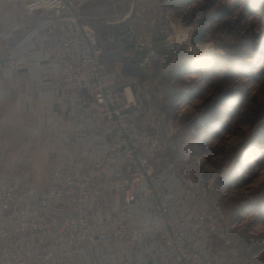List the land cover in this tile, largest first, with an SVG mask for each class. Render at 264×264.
I'll return each mask as SVG.
<instances>
[{
  "label": "built area",
  "instance_id": "obj_1",
  "mask_svg": "<svg viewBox=\"0 0 264 264\" xmlns=\"http://www.w3.org/2000/svg\"><path fill=\"white\" fill-rule=\"evenodd\" d=\"M3 1L21 3L36 19L0 60V99L14 96L9 81L17 80L20 112L37 110L43 143H56L64 156L43 192L31 184L32 155L4 159L0 264H258L208 200L196 209L200 181L161 156L179 145L173 120L144 83L120 73L122 52L104 49L80 3ZM162 1L173 0L132 1L111 22L126 46H153L136 30ZM18 28L0 36L13 40Z\"/></svg>",
  "mask_w": 264,
  "mask_h": 264
},
{
  "label": "rangeland",
  "instance_id": "obj_2",
  "mask_svg": "<svg viewBox=\"0 0 264 264\" xmlns=\"http://www.w3.org/2000/svg\"><path fill=\"white\" fill-rule=\"evenodd\" d=\"M75 1L104 49L122 52L120 73L144 83L173 120L179 145L161 156L200 181L196 209L208 200L218 223L233 226L240 249L264 264V0L162 1L140 19L136 36L153 41L142 50L126 46L111 24L138 0ZM209 15L211 29L194 43L193 31ZM35 116L1 108L0 167L5 157L32 155L31 184L43 192L64 150L43 143Z\"/></svg>",
  "mask_w": 264,
  "mask_h": 264
},
{
  "label": "crops",
  "instance_id": "obj_3",
  "mask_svg": "<svg viewBox=\"0 0 264 264\" xmlns=\"http://www.w3.org/2000/svg\"><path fill=\"white\" fill-rule=\"evenodd\" d=\"M35 19V17L28 16L25 13L24 7L21 3H8L0 0V31H11L15 26H19L18 30L14 31L15 38L13 40L4 39L0 36V60H3L8 56L9 47L12 44V41L22 36L32 26V24L35 22ZM9 85L16 86L14 96L9 99H0V110L2 107L12 104L15 109L17 110L18 108V111L20 112L19 97L20 90L23 88V86L18 84L17 80H10ZM42 104L44 105V103L41 102V105ZM28 113L36 114V121L38 120L39 112L37 110H33Z\"/></svg>",
  "mask_w": 264,
  "mask_h": 264
},
{
  "label": "trees",
  "instance_id": "obj_4",
  "mask_svg": "<svg viewBox=\"0 0 264 264\" xmlns=\"http://www.w3.org/2000/svg\"><path fill=\"white\" fill-rule=\"evenodd\" d=\"M212 18V16H206L204 19H202L200 21V25L197 29H195L193 31V34H192V41L194 43L200 41V40H204L209 32V30L211 29L210 26H206V22ZM223 18V16H222Z\"/></svg>",
  "mask_w": 264,
  "mask_h": 264
},
{
  "label": "bare ground",
  "instance_id": "obj_5",
  "mask_svg": "<svg viewBox=\"0 0 264 264\" xmlns=\"http://www.w3.org/2000/svg\"><path fill=\"white\" fill-rule=\"evenodd\" d=\"M111 22H113V21H111ZM116 56H120L119 54H116Z\"/></svg>",
  "mask_w": 264,
  "mask_h": 264
}]
</instances>
